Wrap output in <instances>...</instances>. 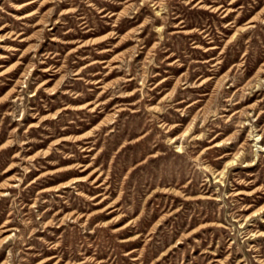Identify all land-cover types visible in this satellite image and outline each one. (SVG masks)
<instances>
[{"label": "rangeland", "instance_id": "rangeland-1", "mask_svg": "<svg viewBox=\"0 0 264 264\" xmlns=\"http://www.w3.org/2000/svg\"><path fill=\"white\" fill-rule=\"evenodd\" d=\"M262 149L264 0H0V264H264Z\"/></svg>", "mask_w": 264, "mask_h": 264}, {"label": "bare ground", "instance_id": "bare-ground-1", "mask_svg": "<svg viewBox=\"0 0 264 264\" xmlns=\"http://www.w3.org/2000/svg\"><path fill=\"white\" fill-rule=\"evenodd\" d=\"M34 3H36V1H31V2H29V3H27L26 5H33ZM25 5V6H26ZM199 136V135H198ZM257 137V136H256ZM259 139H256V142L258 141ZM258 143V142H257ZM214 147L215 148H218V147H220V144H215L214 145ZM180 149V148H179ZM262 151H264V149H262ZM256 158V157H255ZM235 163V161L233 160V161H231V162H228L227 163V166L226 167H228L229 165H233ZM226 167L222 170V171H220L219 173H218V175H217V178H221L222 176H224V174H225V171H226ZM76 182H80L79 181V179H75L74 181H73V183H76ZM240 194V193H239ZM238 194V195H239ZM256 214V213H255ZM257 236H263L264 237V232H262V233H259V235H257Z\"/></svg>", "mask_w": 264, "mask_h": 264}]
</instances>
